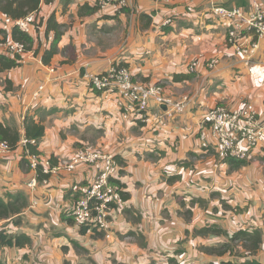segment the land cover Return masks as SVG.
Wrapping results in <instances>:
<instances>
[{
	"label": "crops",
	"instance_id": "crops-1",
	"mask_svg": "<svg viewBox=\"0 0 264 264\" xmlns=\"http://www.w3.org/2000/svg\"><path fill=\"white\" fill-rule=\"evenodd\" d=\"M98 2L41 5L42 24L32 35L38 55L29 52L20 67L0 73V122L22 129L23 116L42 120L39 159H52L55 166L81 149L113 155L122 169L123 204L111 211L110 238L77 226L70 217L75 189L91 183L98 169L62 171L29 187L38 172L30 162L21 165L25 149L19 145L0 157V198L22 195L27 207L19 225L2 224L10 223L8 234L24 235L32 244L0 249V264H52L51 257L63 264L66 251L76 252L73 242L95 254L97 264L237 263L199 251L221 241V236L198 234L206 228L230 236L260 231L261 249L248 259L264 264V143L239 165L220 160L199 138L207 113L217 106L252 104L264 124V39L250 58L235 52L226 43L227 28L212 18L208 0H134L123 9H104ZM253 2L264 7V0H235L230 7L248 8ZM52 15L63 36L51 64L44 65L42 54L54 39L53 33L46 36ZM0 53H5L2 47ZM195 60L200 65L189 73ZM116 64L129 68L137 82L162 84L175 102L186 98L185 112L159 126L169 109L160 111L153 101L147 122L123 119L117 93L96 94L82 78L86 71L100 74ZM188 74L189 79L180 76ZM42 85L45 90L35 98Z\"/></svg>",
	"mask_w": 264,
	"mask_h": 264
},
{
	"label": "built area",
	"instance_id": "built-area-1",
	"mask_svg": "<svg viewBox=\"0 0 264 264\" xmlns=\"http://www.w3.org/2000/svg\"><path fill=\"white\" fill-rule=\"evenodd\" d=\"M133 1L99 0L98 5L104 9L110 7L123 9L129 7ZM155 1L172 3V0ZM208 3L212 18L228 30L227 45L247 58L252 57L259 49V41L264 39V7L258 2H253L248 8L226 6L220 0H208ZM169 23L170 21H166L165 25ZM37 24L39 19L36 13L17 20L7 15H0V27L7 34H10L13 28H18L24 33L34 35ZM1 47L11 56H23L29 53L23 44L11 39ZM199 65L200 60L191 62L187 68L188 72L195 73ZM215 65L216 62L213 61L211 67ZM48 73L54 75L55 70L48 68ZM82 78L93 92L117 93V104L125 120L147 122L148 113L154 101L160 111L162 106L169 109L161 114L158 122L159 126H165L168 120L183 114L188 105L186 98L181 102L168 98L160 83L137 82L129 68L121 65H112L108 71L100 74L86 71ZM44 90L45 87L40 86L35 93V98H39ZM258 117V111L252 104L240 109L217 106L207 113L199 138L214 149L220 160L247 161L254 150L264 143V124L259 123ZM27 144L28 141L25 139L19 143L23 147ZM12 151L9 143L0 140V157ZM29 160L33 169L37 170L41 165L43 174L49 176L62 171L74 172L82 166L97 168L96 178L91 183L78 188L80 197L72 208L71 215L77 226L104 233L107 238H110L108 234L110 214L113 206L123 204L124 192L119 184L122 169L113 155L81 149L76 151L69 160L62 161L56 166H51L50 160L41 161L37 156H29ZM38 182V177L34 178L29 187L37 186Z\"/></svg>",
	"mask_w": 264,
	"mask_h": 264
},
{
	"label": "trees",
	"instance_id": "trees-1",
	"mask_svg": "<svg viewBox=\"0 0 264 264\" xmlns=\"http://www.w3.org/2000/svg\"><path fill=\"white\" fill-rule=\"evenodd\" d=\"M52 1L53 0H0V13L3 15H7L14 20L25 18L31 13H36L39 19V12L41 5L51 4ZM231 4L226 6H230ZM85 7L89 8L88 5H85ZM96 8L97 6L93 8L90 7L89 9L94 11ZM41 24L42 21L41 19H39V24H37L36 26V32ZM49 33L54 34V39L42 54L41 60L44 65L51 64L52 59L58 53V44L63 36V26L56 21L54 15H52L49 18L46 24V36H48ZM9 39L13 40L14 42L23 44L26 47V51L29 52L34 51L35 55H38L39 49L34 50L35 42L32 35L24 33L20 31L18 28H13L10 34H7L0 27V47L1 45L7 43ZM21 60H22V56L20 55L11 56L6 53H0V73L10 72L11 70L20 67ZM180 76L186 79L191 78L190 74L180 75ZM176 77L179 76H175L174 78L176 79ZM94 93L99 94L101 92L95 91ZM44 135H45V125L43 121L42 120L36 121L33 117H29V116L25 117L23 121L22 129L16 124H6L0 122V140L9 143L12 150L18 149L19 143L23 139L28 141V144L26 145V147H24L25 150L23 153V159L21 161L22 166H26L31 163L30 160L28 159V156H37L39 158L40 154L38 152V149H39L40 141L44 137ZM222 161L229 162L231 164L236 163L239 165L245 162V161H237L234 159H226ZM55 164H56L55 162H52L51 166H55ZM121 164L123 165L122 162ZM37 172H38L39 182L42 181L43 179H48L50 177L49 175L43 174V167L41 165L38 166ZM84 185L87 184H82V186ZM78 188L75 189L74 192L76 201L80 197ZM26 207H27V200L22 195L9 196L7 200L0 198V249L14 248V247L24 248L32 244V241L29 238L25 237L24 235H10L6 230V227L10 223H12L15 226L20 224L21 218L19 217H21V214L23 213ZM113 207L115 208L118 206H113ZM72 208L70 211V217H72V219L74 220L73 216L71 215ZM8 220H10V223L2 224V222ZM68 222L72 223L70 221ZM198 234L203 236L213 234L221 237L225 236L226 238H228V242L223 244L221 247L203 248V251L206 254L217 255L220 257H224L225 254L227 253L233 254L234 245L238 243L241 244V246L238 247L243 248V250H245L247 254V257L243 258L240 262L236 263L230 260V261H223L220 264H261L256 261H251L248 259V257L256 256L263 244L261 232L258 230H253V231L241 230L230 236L225 231L219 228H206L204 230L199 231ZM73 244L77 247H80L75 242H73Z\"/></svg>",
	"mask_w": 264,
	"mask_h": 264
},
{
	"label": "rangeland",
	"instance_id": "rangeland-1",
	"mask_svg": "<svg viewBox=\"0 0 264 264\" xmlns=\"http://www.w3.org/2000/svg\"><path fill=\"white\" fill-rule=\"evenodd\" d=\"M236 6L240 7L239 4L236 5ZM23 119H24V116L21 118L22 122H23ZM123 119H124V117H123ZM186 216L188 218H190L189 215H186ZM19 218H21V220H22V218H23L22 214H21V217H19ZM194 235L196 236V232H194ZM212 236H213L212 238H214V235L213 234H212ZM220 240H221L220 243H217L215 246H214V244L216 243V241H212L211 243H209L208 247L209 248H211V247H221L223 244H225V243L228 242V238H226L225 236H222ZM137 241H139V239H137ZM68 242H69V240H68ZM80 245H81V247H79L78 249L75 248V246L72 245L73 246V250L76 251L74 253L71 252L69 254V251L70 250L65 252L66 253L64 255L65 261H63V264H97V262L99 260L97 258V261H96L95 254L91 253L90 251L88 252L87 249H86V247L84 245H82V244H80ZM238 246H241V244L238 243V244L234 245L233 254L227 253V254H225V256L223 258L228 259L229 257H233L234 260L237 261V262H240L243 258H246L247 257V254H246L245 250H243V248L238 247ZM203 248H207V247H200L199 248V251L205 253L203 251ZM211 256L220 257V256H217V255H211ZM92 257L95 259V261H94V259ZM168 258H169L170 261L171 260H174L170 256ZM49 261L52 264H56V257L49 258ZM159 262L160 261H157L156 260V261H153V264H162V263H159ZM175 262H177V261L175 260ZM113 263L114 264H122V262L120 263V262L115 261V260L113 261ZM175 264H178V263H175ZM190 264H193V263H190Z\"/></svg>",
	"mask_w": 264,
	"mask_h": 264
},
{
	"label": "water",
	"instance_id": "water-1",
	"mask_svg": "<svg viewBox=\"0 0 264 264\" xmlns=\"http://www.w3.org/2000/svg\"><path fill=\"white\" fill-rule=\"evenodd\" d=\"M220 1H221V3H222L223 5H229V4H231L232 2H234L235 0H220ZM162 109H163V110H167L166 106H162Z\"/></svg>",
	"mask_w": 264,
	"mask_h": 264
}]
</instances>
